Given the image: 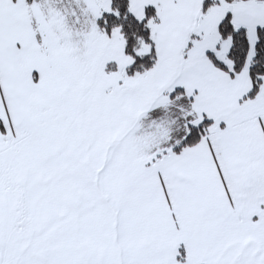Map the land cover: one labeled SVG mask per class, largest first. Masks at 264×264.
<instances>
[{"label": "snow or ice", "instance_id": "obj_1", "mask_svg": "<svg viewBox=\"0 0 264 264\" xmlns=\"http://www.w3.org/2000/svg\"><path fill=\"white\" fill-rule=\"evenodd\" d=\"M0 264H264V0H0Z\"/></svg>", "mask_w": 264, "mask_h": 264}]
</instances>
